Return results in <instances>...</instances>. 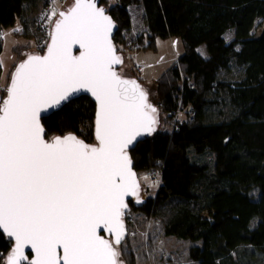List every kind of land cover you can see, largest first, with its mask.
Listing matches in <instances>:
<instances>
[{
	"label": "trees",
	"instance_id": "16d2710c",
	"mask_svg": "<svg viewBox=\"0 0 264 264\" xmlns=\"http://www.w3.org/2000/svg\"><path fill=\"white\" fill-rule=\"evenodd\" d=\"M53 2L0 0V56L5 30L17 23L30 28L22 22L26 6L40 12ZM101 7L117 25L114 45L121 56L127 48L156 51L158 40L171 38L184 48L156 80L163 127L129 152L137 173L159 174L158 191L129 203L124 219L130 212L160 218L165 236L190 243L193 264L264 263V0H102ZM134 8L146 29L133 37ZM48 24L40 27L44 42L36 54L47 48ZM28 47H15L12 73ZM235 68L238 75L220 78ZM95 113L88 97L71 101L42 120L46 139L71 134L96 144ZM12 246L0 232V264Z\"/></svg>",
	"mask_w": 264,
	"mask_h": 264
},
{
	"label": "snow or ice",
	"instance_id": "6c2138e0",
	"mask_svg": "<svg viewBox=\"0 0 264 264\" xmlns=\"http://www.w3.org/2000/svg\"><path fill=\"white\" fill-rule=\"evenodd\" d=\"M60 17L47 54L17 67L0 103V229L15 241L7 264L26 260L25 246L35 253L29 264H122L113 244L125 235V197L139 187L127 149L155 130L157 110L136 81L113 70L122 63L114 25L94 0H75ZM81 90L97 102L98 143L71 134L46 141L42 111Z\"/></svg>",
	"mask_w": 264,
	"mask_h": 264
},
{
	"label": "rangeland",
	"instance_id": "374dc122",
	"mask_svg": "<svg viewBox=\"0 0 264 264\" xmlns=\"http://www.w3.org/2000/svg\"><path fill=\"white\" fill-rule=\"evenodd\" d=\"M73 1L74 0H54L51 9H47L48 12H45L46 14L43 17V9L37 12L35 9L31 10L27 5L22 22L27 21V23L24 24H29L30 28H25L17 23L14 28L3 32V51L0 56V62H2L0 63L2 67L0 103L2 88L10 83L11 71L18 61V57L14 50L15 47H23L29 44L28 49H23V51L26 50V52H23L21 62L29 55H36V50L44 42L43 35H41L40 31L41 25L49 23L48 25H50L52 29L60 13L67 11L72 6ZM130 14L132 18V30L128 36H138L146 29L143 13L139 8H134L131 10ZM260 20L261 19H259L257 23H259ZM233 37V30L226 34V40L228 42L231 41ZM199 51L203 54L206 53L204 46L200 48ZM123 52V64L118 70V74L124 79H140L141 87L147 94L148 103L155 108L159 107L156 80L162 73L171 67V65L176 62L177 58L184 52L181 40L179 38L158 40L156 51L127 48ZM238 73L239 70L235 68L229 73L223 72L220 78L228 79L238 75ZM180 116L183 118V114ZM156 117L158 121L156 123L157 129H161L165 116L157 111ZM165 129L168 130V128ZM208 160L210 163H214L211 157H209ZM138 177L141 184V191L137 201L155 196L160 185L159 174L157 172L142 171L138 172ZM125 221L130 224L128 228L129 238L126 237L124 242L116 247L117 251L120 253L119 261L122 262V264L123 261L120 256L124 258L127 264H193L189 259L190 243L165 236L160 218L130 212L128 220L126 218ZM132 256H134V258ZM260 261L262 260L257 259L258 264H264L260 263Z\"/></svg>",
	"mask_w": 264,
	"mask_h": 264
},
{
	"label": "water",
	"instance_id": "95a60500",
	"mask_svg": "<svg viewBox=\"0 0 264 264\" xmlns=\"http://www.w3.org/2000/svg\"><path fill=\"white\" fill-rule=\"evenodd\" d=\"M94 2H95V5H96L97 8H101V9H103V8L101 7V2H102V0H94ZM74 3H75V0L73 1V4H72V6H71L70 8H72V7L74 6ZM70 8H69V9H70ZM69 9H68V10H69ZM68 10L65 11L64 13H67ZM103 10H104V14L107 15L108 17H110V16L107 14L106 10H105V9H103ZM110 18H111V17H110ZM59 19H61L60 15H59V18H58L56 21H58ZM111 20H112L113 25H114L113 28H112L111 34H110L111 43H112V45L114 46V49H115V55L118 56V57H120L121 60H122V63L113 65V70L116 71L117 74H118V70L121 68V66H122V64H123V59H122V56H121L120 54H118L117 49H116V47H115V45H114V37H115V35H116V32H117L118 28H117V25L114 23V21H113L112 18H111ZM56 21H55V23H56ZM55 23H54V25H53V27H52V30H51V33H50L49 43H48V45H47V48H46L45 52H44L43 54H36V55H38V56H43V55H46V54H47L48 46L51 44V34L54 32V29H55ZM81 51H82V49H79V45H73V47H72V55H73V56H78V55L80 54ZM26 59H27V57H26L22 62H24ZM22 62H20V63L16 66L15 70L13 71V73H15L17 67H18ZM13 73H12V75H13ZM118 75H119V74H118ZM11 78H12V76H11ZM123 79H124V78H123ZM127 80H134V81H136V83H137L138 85H140V88L142 89L141 84H140V82H139L138 80H136V79H127ZM10 84H11V81H10ZM10 84H9V86H10ZM142 90H143V89H142ZM143 91H144V90H143ZM144 92H145V91H144ZM81 97H88L89 99H91V100L96 104V112H97V102H96L95 98L91 95L90 92H87V91H85V90H81V91H79V92L73 94V95H72L67 101L62 102L58 107H52V108H50V109H47V110H45V111H42V113H41V117H40V124H41V127H42L43 130H44L43 135H44V139H45L46 141H48V140L46 139L45 128H44V126H43V124H42V120L45 119V118H48V117H50L52 114H54V113L60 111L64 106H66V105H67L68 103H70L71 101H73V100H75V99H78V98H81ZM5 99H7V96H6ZM147 102H148V98H147ZM156 110H157V108H156ZM95 120H96V113H95ZM154 128H155V130H154L151 134L144 133V134H142L141 136L137 137V139H136L131 145H129V147H128V149H127V153H128V155H129V152H130L131 150H133V149L137 146L138 143L143 142V141L145 140V138H147L148 136L152 135L154 132L157 131V126H156V124H155ZM94 135H95V133H94ZM61 138H62V137H61ZM95 140H96V138H95ZM51 141H52V140H51ZM51 141H49V142H51ZM97 143H98V142H97V140H96V144H97ZM96 144H95V145H96ZM129 157H130V155H129ZM130 159H131V158H130ZM131 168H132V171L136 174L135 179H136L137 184H138L139 187H138V191H137L136 195H129V196L125 197V203L127 204V208H125V209L123 210V213H124V214H123V216H122V222H123V226H124V229H125V235H124V237H123V239H122V241H121V243H120L119 245H115V244H113V246H114L115 248L118 247V246H120V245L124 242V240L126 239V237L128 236V228H127V225H126L127 223H126V221H125V219H124V216H125V214L128 213L129 210H130V205H129V203H131V202H136V201L138 200V197H139V195H140V191H141V184H140V180H139V177H138V173H137L136 170L134 169V164H133L132 160H131ZM0 232L3 233L2 229H0ZM3 234H4L6 237H8L6 233H3ZM98 234H99L100 236H102L104 239L109 240L110 242H114V240H115V236H114L113 233H109V232H107L106 230H103L102 228H101V229H98ZM8 238H9V237H8ZM9 239H10V240L12 241V243H13V246H12V249H13V248L15 247V241H14V238H9ZM116 250H117V249H116ZM11 251H12V250H11ZM10 254H11V252H10ZM10 254H9V255H10ZM58 254H59V255H62V250H58ZM9 255H8V256H9ZM24 255L27 257V259H26V260H23V261L21 262V264H29V262H30L31 260L35 259V253L31 250V248H30L29 246H25V249H24ZM29 255H30V257H29ZM8 256H7V258H6V262H5V264H7ZM61 264H62V261H61Z\"/></svg>",
	"mask_w": 264,
	"mask_h": 264
},
{
	"label": "built area",
	"instance_id": "2783aa9c",
	"mask_svg": "<svg viewBox=\"0 0 264 264\" xmlns=\"http://www.w3.org/2000/svg\"><path fill=\"white\" fill-rule=\"evenodd\" d=\"M47 9H48V10H50L51 8H46V9H43V14H42V17H43V16H44V15H45V14L48 12V11H47ZM45 12H46V13H45ZM41 19H43V18H41Z\"/></svg>",
	"mask_w": 264,
	"mask_h": 264
},
{
	"label": "crops",
	"instance_id": "0c3cea01",
	"mask_svg": "<svg viewBox=\"0 0 264 264\" xmlns=\"http://www.w3.org/2000/svg\"><path fill=\"white\" fill-rule=\"evenodd\" d=\"M163 74V73H162Z\"/></svg>",
	"mask_w": 264,
	"mask_h": 264
}]
</instances>
